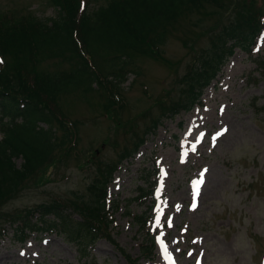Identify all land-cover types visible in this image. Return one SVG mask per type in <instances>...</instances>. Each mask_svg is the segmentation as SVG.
I'll list each match as a JSON object with an SVG mask.
<instances>
[{
    "label": "trees",
    "instance_id": "trees-1",
    "mask_svg": "<svg viewBox=\"0 0 264 264\" xmlns=\"http://www.w3.org/2000/svg\"><path fill=\"white\" fill-rule=\"evenodd\" d=\"M74 1L46 0L53 9L46 17L27 8L0 13V236L11 229L23 240L30 232L60 233L63 227L71 230V236L78 235L77 245L86 252V245L101 237L116 246L109 229L119 203L108 200L114 171L164 118L189 108L229 47L246 44L256 19L246 0H98L75 22L78 1ZM177 31L183 32L180 42L189 49L190 59L198 53V66L189 60L184 63V56L172 61L162 52ZM140 57L160 60L166 70L177 74L174 83L182 87L175 86L166 91L167 98L158 100L151 92L143 93L148 105L141 115L136 111L133 115L138 117L124 118V83L131 74L135 77L131 84L142 75ZM185 68L187 74L178 76ZM71 94L86 98L98 116L78 122L65 114L66 99L61 101ZM99 116L109 125L98 146L93 145L97 140L83 144L84 155L77 147L83 142L79 129L91 123L99 127ZM61 155L67 162L68 157L78 161V167L89 164L86 198H79L81 194L52 198L28 208L25 216L3 210L26 183L41 180L48 167L57 168L60 162L55 158ZM150 194L151 188L149 192L139 186L137 196L126 199L125 210L133 200ZM133 219L142 216L135 214ZM147 250L142 248L143 253Z\"/></svg>",
    "mask_w": 264,
    "mask_h": 264
},
{
    "label": "rangeland",
    "instance_id": "rangeland-1",
    "mask_svg": "<svg viewBox=\"0 0 264 264\" xmlns=\"http://www.w3.org/2000/svg\"><path fill=\"white\" fill-rule=\"evenodd\" d=\"M97 3L94 0L89 6ZM259 5L261 12L264 11V2ZM23 8L44 17L53 13L46 0H0L2 11L10 9L19 13ZM183 23H187L186 19ZM181 37L182 31L174 32L161 47L162 52L172 61L184 56V63L189 60L196 65L198 53L190 59L191 53L180 42ZM263 60L264 39L252 54L234 49L233 55L223 63L221 73L202 88L204 104H191L190 109H182L173 118L164 119L162 126L155 129V135L147 133V142L116 172L109 191L111 199L120 200V208L114 210L115 221L111 223L114 228L110 226L109 230L119 246L133 257L140 254L144 236L132 215L148 212L149 201L132 202L127 211L124 200L137 194L136 187L147 186L152 181L154 157L160 168L158 191L164 196L154 208V224H151L158 245L157 256L149 260L140 258L139 264H164L166 260L175 264H264V257L260 256L264 248ZM139 63L142 75L131 84L134 77L131 74L124 83V118L138 117L133 115L136 111L141 115L148 105L143 101V93L148 96L151 92L158 100L167 98L166 91H173L175 86L182 87L174 83L177 74L166 70L160 60L140 57ZM187 72V68L181 69L178 76ZM141 81L146 89L143 84L139 85ZM75 97L71 94L62 99L61 104L66 99L65 114L78 122L98 116L86 98ZM71 101L74 103L69 105ZM98 118L99 127L91 123L79 129L83 142L79 141L77 147L84 155L83 144L97 140L93 145L98 146L109 125L105 117ZM105 152L112 154L110 149ZM55 159L60 162L57 168L48 167L43 170L45 175L41 180L26 183L3 210L25 216L28 208L51 197L75 198L81 194L79 198H86L89 164L78 167V161L68 157L67 162L63 155ZM160 207L163 208L162 227H157ZM72 218L78 217L72 214ZM169 219L172 227H168ZM62 230L60 233L34 232L21 241L9 229L5 236H0V264H131L104 238L93 243L91 253L90 249L84 252L77 245L78 235L71 236L70 229L62 227ZM165 245L167 254L158 253Z\"/></svg>",
    "mask_w": 264,
    "mask_h": 264
},
{
    "label": "snow or ice",
    "instance_id": "snow-or-ice-1",
    "mask_svg": "<svg viewBox=\"0 0 264 264\" xmlns=\"http://www.w3.org/2000/svg\"><path fill=\"white\" fill-rule=\"evenodd\" d=\"M225 131H226V130H225ZM221 134H223V133H221ZM214 139H215V138H214ZM205 171H206V170H205ZM165 175H166V173H165ZM201 183H202V181H201ZM162 203L166 205V202H162ZM162 217H163V208L160 207V208H159V211H157V218H156V224H157V227H162V224H161V219H162ZM167 224H168V227H172V226H173L171 219H169V220L167 221ZM161 243H163V240H162V239H161ZM164 251H165V253L167 254V246H166V245L164 246ZM172 264H175V261H173Z\"/></svg>",
    "mask_w": 264,
    "mask_h": 264
}]
</instances>
